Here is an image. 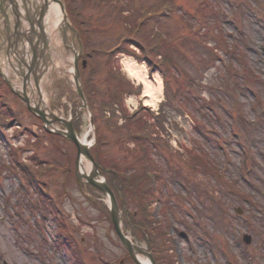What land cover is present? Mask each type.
<instances>
[{
    "label": "rangeland",
    "instance_id": "374dc122",
    "mask_svg": "<svg viewBox=\"0 0 264 264\" xmlns=\"http://www.w3.org/2000/svg\"><path fill=\"white\" fill-rule=\"evenodd\" d=\"M66 1L69 20L87 31L91 57L82 79L93 78L86 92L96 127L103 132L104 162L117 161L121 172L144 174L153 183L159 200L150 211L166 232L163 255L173 264H264V0ZM167 1L174 4L168 8L174 12L165 20V10L158 7ZM143 35L152 44H164L163 53L174 59L175 69L167 77L174 109H166L165 130L156 135L160 145L150 148L146 164H139L127 152L134 144L108 127L113 120L117 126L124 124L121 109L129 115L140 112L153 123L166 102L164 78L142 61L140 49L124 43H142ZM121 42L129 55H112ZM153 60L158 64L161 57ZM126 62L142 68L153 84L160 77L159 103L146 104L144 85L127 76ZM119 74L134 92L140 89V94L124 95L122 104L117 101ZM58 83L61 91L51 88L55 101L47 100L46 106L65 119L79 111L75 125L83 137L89 113L80 112L69 75ZM103 102L113 104L104 114L99 108ZM0 104V264H134L104 205L91 202L103 195L79 186L71 170L67 174L69 162L76 159L75 146L46 133L41 121L2 85ZM3 117L9 125L1 122ZM14 148L17 160L32 171L39 169L37 182L57 206L67 236L60 247L53 217L44 222L41 213L35 217L23 209L24 222L17 218L23 195L38 198L32 191L22 193L23 179L8 168L14 163ZM92 155L96 159V148ZM125 201L134 214L135 205L128 197ZM236 208L243 213L237 215ZM128 233L140 247H148L141 232ZM244 234L252 236L250 245L243 242Z\"/></svg>",
    "mask_w": 264,
    "mask_h": 264
},
{
    "label": "trees",
    "instance_id": "16d2710c",
    "mask_svg": "<svg viewBox=\"0 0 264 264\" xmlns=\"http://www.w3.org/2000/svg\"><path fill=\"white\" fill-rule=\"evenodd\" d=\"M143 27V26H142ZM137 31H140V26L137 28ZM142 43L130 41V42H124L125 44H134L136 47H138L142 54L144 55V58H142V61H146L149 63V66L151 67V71L159 70L160 73L165 78V97L166 102L162 103L159 109V113L156 116H153L152 120L153 123H150L146 119L143 118V116H139L140 112H135L133 115H129L125 110L121 109L122 117L124 118V124L122 126H117L114 120L111 121L108 129L113 128V131L115 132V135H120V138L123 140H127L128 142H131L134 144V148L131 151L127 152L131 154L135 161L139 164H146V160L149 159V151L152 146H158L160 145V138L156 137V135H160V132L164 131V124L167 116V107H172L171 102L169 101V94L168 89L169 85L167 82V77L169 74L175 69L174 66V60L172 55H167L166 53H163V48L165 47L164 44L160 42H156L152 44L150 43L147 36H142ZM122 45L118 48H116L112 55H115L117 53H126L123 52ZM131 53V52H130ZM161 56V60L158 64L154 62L153 58ZM151 57V58H149ZM158 65V66H157ZM246 74L249 72L244 70ZM249 76V75H248ZM116 78L119 79V89L117 90V101L122 104L124 95H128L131 93L140 94V89L135 90L132 86V84L123 78L122 75H115ZM92 80L87 79L86 86L87 88L92 86ZM181 85L182 82L178 81ZM183 85V84H182ZM182 87V86H181ZM92 99L94 98L93 93L91 94ZM90 97V99H91ZM96 98V97H95ZM96 101V100H95ZM101 103L103 105H100V111L102 114L107 109H112L113 104L107 102ZM91 104V102H90ZM120 104V107L122 106ZM103 108V109H102ZM100 131L96 127V132ZM101 132V131H100ZM102 145H103V132L98 133L97 132V147L96 150L98 151V155L96 156V161L98 164H100L104 169L110 170L111 174L109 175V183L110 180L114 179V176H117L115 180V186L116 189L122 194L124 197L130 198V201L132 204L135 205L137 210L134 214L130 213V210L126 216L125 219V230H134L137 232H141L140 234L143 236V238L146 240L148 238L149 240V247L150 250L153 252V255L155 257V260L158 264H173L172 261H170L169 258H166L163 255L162 246L165 245V240H163L162 236L166 234L165 231L162 232L161 227L157 226L156 221L153 220L152 214H151V205L159 200L157 193L153 189V183L149 180L148 176L138 175L135 174H126V172H121L119 170V163L117 161H107L104 162V156L102 154ZM21 173L25 178H27L28 182L33 181V179L30 177V174L33 172H39V170H31L30 166L25 163H19L17 164ZM19 171V172H20ZM41 198L43 201H47L46 196L42 193ZM50 203V209L52 212L56 211V208L53 205V202ZM128 208V205H127ZM104 211L107 214L108 219L110 220V214L108 212L107 207L104 205ZM167 252V251H166Z\"/></svg>",
    "mask_w": 264,
    "mask_h": 264
},
{
    "label": "water",
    "instance_id": "95a60500",
    "mask_svg": "<svg viewBox=\"0 0 264 264\" xmlns=\"http://www.w3.org/2000/svg\"><path fill=\"white\" fill-rule=\"evenodd\" d=\"M1 4L3 7H0V16L3 18L4 17V13L7 11L5 10V8L8 6V2L10 0H0ZM48 1H56V0H45V2L35 5L34 4V10L35 11H30L28 8H25L26 10V21L27 23L30 25L31 27V32L38 37L39 41H40V45L42 46V48L46 51H48V53L50 52L49 50L51 49V39L47 33V29L51 26L50 22L46 19V17L48 16ZM22 2L25 4L26 0H22ZM24 7H27L24 5ZM5 12H4V11ZM5 17H8L7 15ZM20 15H15V19L17 20V22L20 21L19 19ZM72 29V28H71ZM73 30V29H72ZM74 31V30H73ZM58 33V32H56ZM19 37V39H21V35H17ZM77 38L79 39V36L77 35ZM30 42V39H28ZM9 42L8 45H5L6 42ZM33 42H30V46H31V50L33 52V54L36 56V53H42L41 56H44L43 52L40 51L39 47H33ZM64 43H66V39L64 38ZM17 44H14L11 39L9 38L8 33L5 34V37L3 39V41L1 40L0 42V53H4L5 55H10L11 53H13V50H15L16 53L19 54H25V51L23 50H18L17 49ZM83 52V47L82 44L79 40V49L74 51V61H75V68H76V75H75V85H76V89L82 99L83 102V108L89 110L88 105H87V101L84 98L83 94H82V90H81V84L79 82V74H78V69H77V61L79 56L82 54ZM34 56L33 60L30 61V63L28 64V61L24 58H19L18 62H19V66L21 67H26L28 69V71L30 73H32L34 71V67L36 68V70L40 69L39 63L40 61L36 60V57ZM40 56V57H41ZM46 57H43V59ZM44 64L47 66L48 63L46 61H48V59H44ZM0 74L4 76V74L2 73L1 69H0ZM27 101V105L29 110L37 115L40 119H42L45 123V128L47 131L57 134V135H61L64 136L66 138L71 139L76 147H77V151H78V158H77V179L78 180H83L85 184H90L96 188H98L99 190H101L103 192V194L105 195L106 199V203L108 205L111 217H112V221H113V226L115 229V232L117 234V236L119 237V239L121 240L122 244L126 247V249L129 251L131 257L133 258V260L137 263V264H156L153 256L151 253L146 252L145 250L139 248L138 246H136L124 233L123 231V216H122V212L119 210L118 207V203L116 200V197L114 195V193L112 192V190L109 188L106 179L99 173V166L96 164V162L94 161V159L92 158L91 154H90V148L94 145L95 143V139L92 142H86L85 140H81L79 138V136L77 135L76 131L74 130L72 124L73 121H66L64 119L61 118H56L54 117V115H47L43 109H41L39 106L38 108H33L30 105V102L26 99ZM48 118L51 119L48 120ZM56 121H60L64 126H65V130H59V129H50V125H52L54 122ZM90 123L91 126L94 130V125H93V118L90 114ZM83 159H86L90 165H91V170L89 173H86L85 168H84V164H83ZM251 238L248 236H245V242L246 243H250ZM139 254H142L143 256H145L147 258V261H143L140 260L139 258Z\"/></svg>",
    "mask_w": 264,
    "mask_h": 264
},
{
    "label": "bare ground",
    "instance_id": "6f19581e",
    "mask_svg": "<svg viewBox=\"0 0 264 264\" xmlns=\"http://www.w3.org/2000/svg\"><path fill=\"white\" fill-rule=\"evenodd\" d=\"M37 2L38 0H35V3ZM60 19L61 17L58 6L52 4L49 9V21L54 24V27H57ZM124 70L130 79L144 85L143 95L147 98L146 104L155 105L159 103V97H161L163 91V84L160 77H158L155 84H153L152 81L147 79L144 70L139 68L135 63L126 62L124 64Z\"/></svg>",
    "mask_w": 264,
    "mask_h": 264
}]
</instances>
